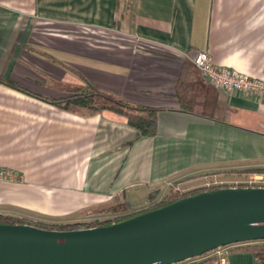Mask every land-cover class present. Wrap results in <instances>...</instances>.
<instances>
[{"label": "crops", "instance_id": "0c3cea01", "mask_svg": "<svg viewBox=\"0 0 264 264\" xmlns=\"http://www.w3.org/2000/svg\"><path fill=\"white\" fill-rule=\"evenodd\" d=\"M196 50L264 78V0H0V166L19 176L1 207L36 221L136 208L185 177L263 166L264 96L213 88ZM7 82L44 98L92 85L157 108V131ZM248 245L225 247L227 264H255Z\"/></svg>", "mask_w": 264, "mask_h": 264}, {"label": "water", "instance_id": "95a60500", "mask_svg": "<svg viewBox=\"0 0 264 264\" xmlns=\"http://www.w3.org/2000/svg\"><path fill=\"white\" fill-rule=\"evenodd\" d=\"M257 240H264V186H224L107 225L0 222V264H176Z\"/></svg>", "mask_w": 264, "mask_h": 264}, {"label": "trees", "instance_id": "16d2710c", "mask_svg": "<svg viewBox=\"0 0 264 264\" xmlns=\"http://www.w3.org/2000/svg\"><path fill=\"white\" fill-rule=\"evenodd\" d=\"M11 86H14L18 89L23 90L26 93L33 94L36 96H39L42 99H45L53 104H56L59 107H62L67 110H75L78 108H87L91 111H102L105 109L113 110L115 112H118L120 114L125 115L127 117L128 122L135 126L136 129H138L143 136H153L155 135L157 131V108L147 107L143 105H134L130 104L127 101H124L122 99L116 98L113 95L107 94L105 92H102L101 90L96 89L92 85H87L80 87L74 92V94L55 98V97H47L44 98L42 95L35 93L33 91H30L24 87H21L19 85L9 83ZM250 171L259 172L264 174V165L263 166H257L252 169H248ZM217 187H224V186H217ZM216 186L213 188H217ZM212 187L203 188L196 191H190L187 193L180 194L179 190L172 188L169 192L165 194V196L162 198V200H159L158 202H155L154 205L147 208L153 209L171 202H175V200H178L182 197L196 194L202 190H209L213 189ZM129 203L127 202H120L116 204H112L108 207H105L108 211V214L112 217H108L105 219H95L92 221H77L73 223H51L48 221H36L31 220L27 218H19L14 215L10 214H2L0 213V222L1 223H28V224H34L43 228H49V229H75V228H84V227H92L97 225H107L111 224L113 222L124 220L126 218L132 217L140 212H143L145 210L135 212L132 209H130ZM100 211V210H99ZM98 213H101L99 212ZM102 216V215H101ZM258 241H264V240H258ZM248 243V242H245ZM252 250L255 257V264H264V247L262 249H258L257 245H248ZM209 253V252H208ZM206 253V254H208ZM205 255V254H203ZM216 258V257H215ZM194 259V258H193ZM176 264H194L190 263L188 261H183ZM197 264H205V263H197Z\"/></svg>", "mask_w": 264, "mask_h": 264}, {"label": "built area", "instance_id": "2783aa9c", "mask_svg": "<svg viewBox=\"0 0 264 264\" xmlns=\"http://www.w3.org/2000/svg\"><path fill=\"white\" fill-rule=\"evenodd\" d=\"M189 58L203 79L213 88L228 93L238 91L264 96V78L246 75L236 68L233 69V67L226 65H217L213 62V58L207 50H196L189 55ZM18 179L19 176L13 170L0 166V186L8 181L16 182ZM248 180H250L251 186H256L254 185L256 183L260 184L257 186H264V176L262 174L251 175ZM225 247L214 250L216 251L217 264L228 263L227 257L222 255Z\"/></svg>", "mask_w": 264, "mask_h": 264}, {"label": "rangeland", "instance_id": "374dc122", "mask_svg": "<svg viewBox=\"0 0 264 264\" xmlns=\"http://www.w3.org/2000/svg\"><path fill=\"white\" fill-rule=\"evenodd\" d=\"M254 167L257 166H248V167H243V168H232L228 171H226V173H221V172H211V173H207V174H200V175H194V176H190V177H185L183 178L182 181H178L179 182H183V186L181 189H177L179 190L180 194L183 193H187L190 191H196V190H200L203 188H210V187H217V186H251L250 185V176L254 175V174H262L264 176L263 173H259V172H254V171H250L248 169H252ZM205 176V177H204ZM207 176V177H206ZM189 179H194V180H190L187 181ZM175 183V184H177ZM210 184V185H208ZM254 185H260L258 183L254 184ZM177 186V185H175ZM176 189V188H174ZM155 194V193H153ZM165 194V193H164ZM163 193H160L156 196V198L160 197V199H162L164 197ZM156 195V194H155ZM155 199V198H153ZM153 199H151V201H153ZM149 200V205H143V206H139V207H132V206H128L130 207V209H132L135 212H139L142 210H147V208L151 207L152 205H154L155 203L151 202ZM116 203H120V200L117 199H111L110 201L106 202L105 204H103L102 206L99 207H95V208H91L81 214H72V215H68L66 217H60V218H55V219H51L48 222L51 223H73V222H77V221H92L95 220L96 218L98 219H105L108 217H112V215L110 216L108 214V211L106 210L105 207H108L112 204H116ZM100 210V211H99ZM101 212V213H98ZM0 213L2 214H7V210L2 208L0 205ZM8 215V214H7ZM102 215V216H101ZM241 244V243H240ZM244 244V243H243ZM246 244H251V245H257L258 249H262L264 247V241H252V242H248ZM216 251H210L208 254L205 255H201L199 257H196L194 259H190L187 260L190 263H204L206 261H213V259L216 257Z\"/></svg>", "mask_w": 264, "mask_h": 264}]
</instances>
